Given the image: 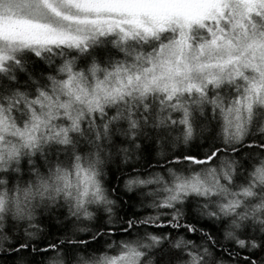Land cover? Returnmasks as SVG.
Returning <instances> with one entry per match:
<instances>
[{"label":"snow or ice","instance_id":"6c2138e0","mask_svg":"<svg viewBox=\"0 0 264 264\" xmlns=\"http://www.w3.org/2000/svg\"><path fill=\"white\" fill-rule=\"evenodd\" d=\"M0 264H264V0H0Z\"/></svg>","mask_w":264,"mask_h":264}]
</instances>
